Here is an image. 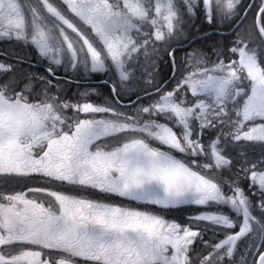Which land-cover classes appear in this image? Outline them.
<instances>
[{"label": "snow or ice", "instance_id": "obj_1", "mask_svg": "<svg viewBox=\"0 0 264 264\" xmlns=\"http://www.w3.org/2000/svg\"><path fill=\"white\" fill-rule=\"evenodd\" d=\"M0 264H264V0H0Z\"/></svg>", "mask_w": 264, "mask_h": 264}]
</instances>
